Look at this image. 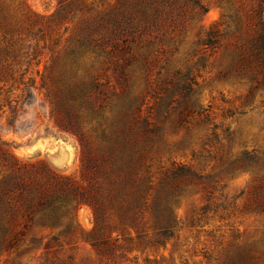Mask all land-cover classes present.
I'll use <instances>...</instances> for the list:
<instances>
[{
    "label": "rangeland",
    "instance_id": "374dc122",
    "mask_svg": "<svg viewBox=\"0 0 264 264\" xmlns=\"http://www.w3.org/2000/svg\"><path fill=\"white\" fill-rule=\"evenodd\" d=\"M135 1L0 0V145L80 181L54 122L69 91L91 151L123 130L137 165L105 206L110 251L83 205L0 233V264H264V0H144L127 21Z\"/></svg>",
    "mask_w": 264,
    "mask_h": 264
},
{
    "label": "trees",
    "instance_id": "16d2710c",
    "mask_svg": "<svg viewBox=\"0 0 264 264\" xmlns=\"http://www.w3.org/2000/svg\"><path fill=\"white\" fill-rule=\"evenodd\" d=\"M143 2L136 0L125 5L120 15L125 17L126 12L130 16L135 9L146 14L149 8ZM131 18L127 17V21ZM120 22L118 19L114 24ZM60 93L54 103V122L59 129L73 134L79 143L81 180L62 174L44 162L19 159L0 145V233L6 245L12 246L22 240L23 232L33 224L51 226L68 217L71 211L87 205L94 221L91 244L101 254L111 250L108 240L112 231H104L108 228L104 215L106 203L120 194L125 183L132 182L137 169L135 158L122 148L131 138L123 130L114 132L104 136L93 153L72 102L77 95L69 91ZM162 220L158 228L166 234L170 227L169 216L163 215ZM95 231L102 237L96 236Z\"/></svg>",
    "mask_w": 264,
    "mask_h": 264
}]
</instances>
